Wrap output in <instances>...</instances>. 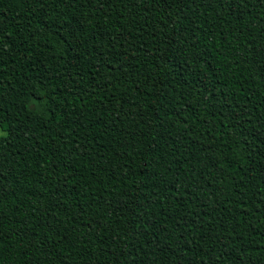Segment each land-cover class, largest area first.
I'll use <instances>...</instances> for the list:
<instances>
[{"label":"trees","instance_id":"trees-1","mask_svg":"<svg viewBox=\"0 0 264 264\" xmlns=\"http://www.w3.org/2000/svg\"><path fill=\"white\" fill-rule=\"evenodd\" d=\"M0 264H264V0H0Z\"/></svg>","mask_w":264,"mask_h":264},{"label":"rangeland","instance_id":"rangeland-1","mask_svg":"<svg viewBox=\"0 0 264 264\" xmlns=\"http://www.w3.org/2000/svg\"><path fill=\"white\" fill-rule=\"evenodd\" d=\"M5 134V131H3L1 128H0V136L4 135Z\"/></svg>","mask_w":264,"mask_h":264}]
</instances>
